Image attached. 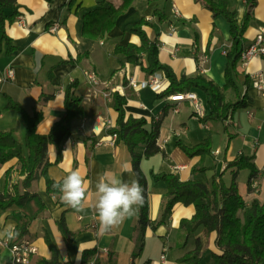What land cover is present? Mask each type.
I'll return each instance as SVG.
<instances>
[{
  "label": "crops",
  "instance_id": "obj_1",
  "mask_svg": "<svg viewBox=\"0 0 264 264\" xmlns=\"http://www.w3.org/2000/svg\"><path fill=\"white\" fill-rule=\"evenodd\" d=\"M213 1L224 2L238 22L243 18L244 0ZM99 2L117 4L118 0H16L15 18L10 23L5 21V33L13 51L6 53V44H1L0 77L6 69H11L14 77L0 84V131L11 133L27 159L26 125L19 113L5 108L6 104L12 101L28 115L40 113L42 119L37 133L46 135L65 115L66 87L76 83L74 93L82 99L83 116L71 121L70 134L61 144L57 162L55 147L48 145L50 165L47 175L52 181L59 182L65 174L75 170L84 177L88 195L85 210L76 213L64 204L60 193H47L42 177L25 189L21 185L24 176L19 161L13 159L0 165V192L13 194L14 188H18L21 193L35 194L44 210L38 211L34 201L23 207L0 210V232L10 227L16 230L27 222L26 234L17 240H28L36 248L37 253L29 264L51 259L45 236L56 248L60 264H162V255L165 256L163 264H182L180 259L194 250L197 240L201 243L199 264H214L212 255L220 253L215 245L216 234L206 235L205 230L199 228L187 235L180 228L181 221L192 218V206L176 204L166 221L156 225L161 218L166 185L154 177L172 174L181 183L193 178L208 187L213 178L221 177L225 186H229L232 170L226 168L227 164L245 156L257 170L254 192H248L249 170L239 171L236 177L238 192L246 205L254 199H264V95L253 88L257 75L264 79V56L253 58L245 67L239 63L240 74L235 83L240 96L246 94L248 97L246 107L231 114L226 123L213 120L203 123L186 102L158 98L169 84L162 74H156L162 86L159 91L149 87L133 90L128 79L140 82L149 76L139 66L122 63V57L114 54V48L118 44L139 46V38L124 34L123 28L145 18L149 26L143 27L144 32L149 39L156 38L159 42V61L169 66L177 79L181 75H201L223 87L225 53L230 48L229 24L225 18L213 17L201 0H135L103 40L92 41L81 35L82 18L96 9ZM154 10L163 13L162 21L153 15ZM13 13L12 8H0L4 17ZM20 21L22 24L18 23ZM53 27L55 32L51 33ZM262 31L264 0H256L252 20L243 36V48ZM86 70L94 71L101 85H89L84 76ZM190 92L200 99L203 117H206L210 112L208 98L197 90ZM114 93L126 101L125 118L144 119L148 132L153 123H160L156 140L160 152L141 156L138 163L145 184L150 223L144 228L142 244L138 213L119 228L104 233L95 210V185L101 177L115 175L126 181L138 180L127 145L122 141L111 142L110 131L116 127L118 117L114 110ZM232 93L236 100L229 101ZM224 95L226 102L237 101L232 89ZM206 139L211 141V150L206 156L189 157L177 145L192 148ZM144 148L145 145L138 146L135 153L142 155ZM143 183L139 182L141 187ZM3 241L0 240V264L10 259L9 249L2 245ZM91 250H96L94 259L83 262V252Z\"/></svg>",
  "mask_w": 264,
  "mask_h": 264
},
{
  "label": "trees",
  "instance_id": "obj_2",
  "mask_svg": "<svg viewBox=\"0 0 264 264\" xmlns=\"http://www.w3.org/2000/svg\"><path fill=\"white\" fill-rule=\"evenodd\" d=\"M135 0H118L117 4L99 2L98 7L83 15L81 35L83 38L99 41L103 40L110 33L117 21L132 5ZM204 7L212 13L213 17L223 16L229 24L230 48L226 51L227 64L224 71L225 84L218 87L213 82L208 81L201 75L185 76L176 78L172 69L162 64L158 59L159 42L156 38L149 39L143 30L149 23L145 18H140L136 22L128 23L123 28V33L135 35L140 40V45L133 44L116 45L114 54L122 57V63L126 62L132 66H139L146 76L162 74L168 80V86L158 94L159 99L178 94H184L192 90L203 93L208 98L210 112L206 117L199 120L203 123L213 120L226 123L231 114L246 107L248 97L246 94L240 96L235 79L240 74L239 63L243 48V36L252 20V13L256 6V0H244L245 12L240 22L235 19L234 13L227 9L224 2H214L213 0H201ZM0 8H12V16L4 17L0 14V46L6 44V53H11L10 39L5 33V21L9 23L15 18L17 13L16 0H0ZM153 15L159 21L164 19L163 13L154 10ZM247 79L245 86L247 87ZM76 83L68 85L65 89L64 106L65 115L56 121L46 135L37 133V126L42 119L40 113L28 115L16 103L8 101L6 109L15 110L20 114L26 125L25 147L28 157L22 155V147L11 135L0 131V165L13 159H17L20 164V172L24 176L21 182L23 188H29L30 184L39 178H44L47 193L59 194L54 187V182L49 179L47 169V147L53 145L57 151V160L60 157L61 144L65 137L70 134V123L72 120L81 119L83 111L81 107L82 99L75 96ZM232 89L237 101L226 102L224 93ZM114 110L118 117L116 127L110 132L116 135V141L124 142L132 156L133 170L140 183L141 174L138 163L141 156L149 157L160 152L156 145L159 133V122L152 124V129L148 132L145 129L144 119L125 118L124 106L126 101L118 93L113 94ZM145 145L141 154L135 153L138 146ZM178 147L189 157L206 156L211 150L209 139L186 148L177 144ZM227 169H231L232 180L229 186H225L221 177L213 178L210 187L205 183L191 178L187 182H179L172 174H162L155 176L156 181H161L166 185V193L163 198L161 218L156 225L163 224L169 217L172 208L176 204L192 206L194 214L188 221H181L180 228L184 229L187 235L193 234L199 228H203L206 235L214 232L216 234L215 245L220 251L213 254L214 264H264V199L262 201L254 199L246 205L240 196L236 184V177L241 170H249L247 182L248 192H254L253 183L257 170L251 159L239 156L234 161L227 164ZM144 203L138 211L137 222L139 225V240L142 244L143 231L149 226L148 205L145 184L142 185ZM34 201L38 211L44 210V205L35 194L27 192L21 193L18 188L14 192H0V210L5 211L13 206L23 207L25 204ZM34 218V217H32ZM31 218V219H32ZM27 222L23 226L16 228L18 233L16 240L26 234ZM155 228V227H154ZM45 242L51 252V259L39 261L37 264H60L56 248L45 236ZM139 251L141 250V245ZM201 243L197 240L193 251L186 253L181 259L182 264H199ZM96 250L84 251L82 261L94 259ZM5 264H12L8 259Z\"/></svg>",
  "mask_w": 264,
  "mask_h": 264
},
{
  "label": "clouds",
  "instance_id": "obj_3",
  "mask_svg": "<svg viewBox=\"0 0 264 264\" xmlns=\"http://www.w3.org/2000/svg\"><path fill=\"white\" fill-rule=\"evenodd\" d=\"M129 175H132L129 173ZM54 187L59 191L65 205L76 213L85 210L88 195L86 181L79 172L72 170L65 174ZM97 197L95 210L102 232L119 228L127 219L137 215L144 203L143 189L136 179L123 180L115 175L101 177L95 185ZM18 235L14 228L0 232V240L10 241Z\"/></svg>",
  "mask_w": 264,
  "mask_h": 264
},
{
  "label": "built area",
  "instance_id": "obj_4",
  "mask_svg": "<svg viewBox=\"0 0 264 264\" xmlns=\"http://www.w3.org/2000/svg\"><path fill=\"white\" fill-rule=\"evenodd\" d=\"M175 13H177L176 10ZM18 23L22 24L21 21ZM50 32L54 33L55 27H53L50 30ZM262 56H264L263 31L256 35L255 39L248 47L244 48L240 57V64L243 67H245L249 63V61L252 60L253 58L262 57ZM84 76L89 85H92L93 87L101 85L94 71L86 70L84 72ZM13 77H14L13 71L11 69H6L3 72L2 76L0 77V84L13 80ZM128 85L135 91L149 87L153 91L157 92L162 88L160 82L157 79L156 74L151 75L148 77L147 80L140 82L134 80L133 78H130L128 79ZM253 88L256 89L259 93L264 95V79L262 78L261 75H257L255 77V80L253 82ZM167 100L177 103L186 102L188 106L191 108L192 112L197 117L202 118L204 115L202 103L195 93L187 92L184 94L169 96L167 97ZM115 141H116V135L112 134L111 142H115ZM2 245L9 249L10 259L12 261V264H29L31 257L36 255L37 253L36 248L31 244V242L25 239H21V240L12 239L10 241L4 240ZM164 261H165V256L162 255L161 263L163 264Z\"/></svg>",
  "mask_w": 264,
  "mask_h": 264
},
{
  "label": "rangeland",
  "instance_id": "obj_5",
  "mask_svg": "<svg viewBox=\"0 0 264 264\" xmlns=\"http://www.w3.org/2000/svg\"><path fill=\"white\" fill-rule=\"evenodd\" d=\"M228 100H229V101H234V100H236L235 95H233V93L230 94L229 97H228Z\"/></svg>",
  "mask_w": 264,
  "mask_h": 264
}]
</instances>
